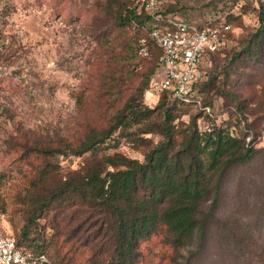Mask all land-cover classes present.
I'll list each match as a JSON object with an SVG mask.
<instances>
[{
  "label": "trees",
  "instance_id": "trees-1",
  "mask_svg": "<svg viewBox=\"0 0 264 264\" xmlns=\"http://www.w3.org/2000/svg\"><path fill=\"white\" fill-rule=\"evenodd\" d=\"M104 8L114 21L100 38L105 62L95 80L86 81L75 93L80 128L53 145L27 144L17 155L33 165L23 184L31 191L27 222L36 221L52 201L57 210L67 203L87 206L96 216L94 238L99 239L90 246V264H136L142 242L157 236L173 248L172 264H264V146L246 142L221 124L200 130L197 115L190 114L184 128L175 122L184 113L183 105L204 110L202 88L212 82L208 61L215 52L201 64L204 76L191 84L188 100L163 89L154 95L158 103L151 107L142 102L141 94L159 68L160 48L148 36L154 19L135 0ZM161 13L197 23L231 20H197L169 8H161ZM259 18L245 51L264 62L262 4ZM141 36L155 52L140 55ZM142 58L154 60L144 80L138 68ZM147 133L160 137L154 142ZM120 137L147 145L143 159L118 151L100 153L115 147ZM67 151L89 156L55 179L48 168L50 158ZM49 178L52 184L45 182ZM27 224L21 236H12L34 254L51 256L46 234L29 236ZM60 243L55 264H85L76 249L63 251Z\"/></svg>",
  "mask_w": 264,
  "mask_h": 264
},
{
  "label": "rangeland",
  "instance_id": "rangeland-1",
  "mask_svg": "<svg viewBox=\"0 0 264 264\" xmlns=\"http://www.w3.org/2000/svg\"><path fill=\"white\" fill-rule=\"evenodd\" d=\"M159 1L161 8L197 20L208 16L231 19L225 46L208 61L212 82L202 88L204 110L183 105L184 113L175 122L184 128L190 114L197 115L200 130L221 124L243 135L246 142L264 146V62L245 51L248 38L260 25L264 0ZM129 2L0 0V233L21 236L29 223V236L42 238L44 233L51 242L52 254L46 257L49 264L56 263L55 247L61 241L63 251L76 249L85 264H90V246L99 240L94 238L96 216L83 204L67 203L57 210V203L52 201L36 221L27 222L31 191L23 184L31 176L33 165L31 159L20 160L17 155L27 144L53 145L78 131L75 93L86 81L95 80L105 62L106 48L100 38L105 26L114 21L104 7ZM138 64L144 80L154 60L142 58ZM149 88L141 98L152 107L158 101ZM146 136L154 142L160 137L157 133ZM147 149L140 141L120 137L115 147L103 148L100 153L118 151L143 159ZM88 156L89 152L55 153L48 168L53 169L55 179L60 178ZM52 181L49 178L45 182ZM173 254V248L157 236L142 242L136 264H172Z\"/></svg>",
  "mask_w": 264,
  "mask_h": 264
},
{
  "label": "built area",
  "instance_id": "built-area-1",
  "mask_svg": "<svg viewBox=\"0 0 264 264\" xmlns=\"http://www.w3.org/2000/svg\"><path fill=\"white\" fill-rule=\"evenodd\" d=\"M153 17L154 24L148 29V36L160 48L158 71L153 76L149 92L156 95L163 89L183 100L189 99L191 84L204 76L201 64L209 55L219 50L231 28L230 22L197 23L170 14L161 13L159 0H135ZM139 53H150L147 37L139 39ZM198 101V100H197ZM199 103V101H198ZM44 254L36 255L18 244L11 234L0 233V264H45Z\"/></svg>",
  "mask_w": 264,
  "mask_h": 264
}]
</instances>
